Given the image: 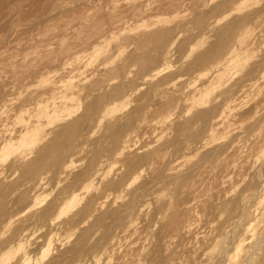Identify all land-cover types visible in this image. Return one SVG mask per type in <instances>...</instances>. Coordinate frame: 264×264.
<instances>
[{
    "label": "rangeland",
    "instance_id": "1",
    "mask_svg": "<svg viewBox=\"0 0 264 264\" xmlns=\"http://www.w3.org/2000/svg\"><path fill=\"white\" fill-rule=\"evenodd\" d=\"M36 7L40 10L44 7L47 11L44 12L42 8L41 14ZM25 10H29L28 14L31 13L32 16H27ZM4 22L6 25L11 22L13 26L8 25V28ZM227 25L236 26L232 27L233 32L226 42L221 44L219 38L217 39V33L218 30L228 27ZM0 26L2 27H0V107L6 105V108L0 112V138L28 120L36 119L42 110L54 102V95L48 94L46 84L50 76L57 71H59L58 80L64 77L59 84L60 87L69 79H75L74 83L77 86L75 96L68 102V108L44 123L42 133L34 145L25 138H15L5 143L6 152L0 151V173L5 170L4 176L0 175V182L7 190L6 216L9 214L0 221L1 255L8 252L12 246V249H16L19 245L18 241L27 245L30 244L29 239L40 241L41 244L52 239V241H62L64 245L62 243V246L56 248L59 256L56 255L50 264L53 262L77 264V261L79 264H93V260L100 258L104 249L111 250L113 245L118 242L122 245L126 239V243L124 241L122 245V247L125 245L123 249L114 247L113 249L116 250L107 257L109 260L103 258V264H106V260H108L107 264L112 262L173 264L177 261L176 264L179 262V264L191 262L199 264L196 258L197 252L203 249V246L204 249L206 247L211 249L210 251L216 249L220 240L218 237L232 226V221H228L230 214L234 221L241 222V213L244 216L245 208H251L250 214L247 215L246 227H239L233 248L245 239L248 226L252 225V228L257 229L256 222L263 223L264 226V208L258 209V205L264 204V200L251 205L247 197H244V203L239 202L241 192L246 188L255 187V175H257L255 170L264 162V2L260 0H0ZM6 29L11 30V34L7 33ZM205 31L212 32L214 39L206 50L201 51L202 42L197 40V37ZM95 39L96 42L92 43ZM190 46L193 54L188 56ZM92 55L97 58H94L90 65L82 63L81 73L74 71L73 68L67 70L68 59L80 56L83 60L85 56L84 60L87 61L86 58ZM60 63L63 65L61 66ZM56 65L59 69H55ZM169 65H172L174 70L169 69ZM60 66L63 71L66 70V74L62 73ZM52 70L56 72L53 71L52 74ZM80 74L84 76H78ZM146 74H151L155 78L151 81L142 79ZM86 77L88 81H82ZM113 79L116 81L115 84L111 83ZM170 84L173 86L171 90L168 88ZM138 88L142 90L135 97V107L127 114L121 115L123 97ZM157 98H162L163 102ZM105 104L110 105L111 111L97 121V114ZM173 107L177 112L191 108L193 112L191 119L175 123L171 132L163 123L160 125L153 123L156 119L163 120V113ZM193 122L195 127L192 125ZM92 125L102 133L95 139L88 135ZM74 128L79 130H76L74 140L70 141L71 147L62 152V160L60 159L56 164L47 162L41 167L37 176L30 177L23 174V168L35 159L34 157H38L53 140L59 137L62 146L69 143L63 131ZM165 132H169V135L157 144V138ZM179 142L185 143L187 148L179 145ZM181 146L183 148H179ZM169 149L172 151L169 152ZM214 150H217L216 154H213ZM196 151L200 154L193 163L187 157ZM21 152L29 153L23 166L14 163ZM81 159L87 160V164L69 180L67 176L70 173H63L61 165L65 162L77 164ZM113 163L117 167L110 169ZM145 165H151L146 182L130 190L126 189L134 173ZM84 172L98 174L96 186L100 191L88 194L83 190V184H75L77 176ZM40 177H47L46 185L35 195L34 188ZM248 182L250 185L247 184ZM198 187L201 190L197 189ZM188 188L189 190L193 188L194 192L189 191ZM71 191L81 194L82 197L79 198H84V202L94 197L97 203L100 199V202H105L108 194H112L115 199L122 197L125 202L130 200L134 202L137 198L141 201H135L136 212L132 211L125 219L126 222L122 223L123 226L121 224L115 227L109 237L102 239L96 234L89 240L87 250L80 258L68 255L63 258L64 252L76 243L78 234L89 228L93 220L87 219V223L79 224L83 225L81 228L79 225L74 226L73 229H79V233L76 231L73 243L70 247H66V237L73 229L65 223L74 216L75 209L55 220L58 226L55 231H51L44 222L38 220L37 215L50 208L49 218L56 217L60 207L67 201L70 193H73ZM189 192L192 193L193 198ZM186 193L189 194L190 199L187 198ZM126 196L129 198L127 199ZM147 196L148 198L151 196L149 199L153 197L158 200L153 203L150 200L149 203ZM186 198L187 201L184 200ZM115 202L117 201H109L113 205ZM33 203L39 206L38 210L24 215L29 205ZM122 203L118 204V208ZM145 203L151 205V209L145 208ZM143 207L147 210L146 220L142 219L144 216L140 217ZM221 212L223 216L220 215ZM136 216H139L138 220ZM190 224H195V228L192 229L194 234L190 233L191 237L188 236L189 233L187 234L189 229L187 227H190ZM132 225H135L136 230L134 229L135 233L130 230V234L126 231ZM152 226L153 228H150ZM37 227L45 229L38 236L28 231ZM142 227L146 229L142 230ZM158 227L160 229H157ZM155 228L158 231L154 230ZM141 231L144 232V236L149 232L145 236L148 240H142ZM184 232L185 235L182 234ZM119 234H123L120 235L121 239L118 238ZM179 234L180 236L182 234V239ZM207 236L208 238L203 241ZM259 236L260 232L257 231L252 234V239H258ZM15 238L18 244L13 242ZM7 241L11 243H8L9 248L5 246ZM132 241V247L134 246L135 249L130 247ZM142 244L145 249L141 248ZM190 245L193 250L196 249L195 251L190 249L191 254L190 250H185L191 248ZM46 246H33L34 260L39 257L43 264H49L44 250ZM51 248L56 250L53 246ZM131 249L134 251L132 252ZM129 251L134 253L133 256ZM57 258L61 261H56ZM37 259L33 260L32 264H40L38 262L40 260Z\"/></svg>",
    "mask_w": 264,
    "mask_h": 264
},
{
    "label": "bare ground",
    "instance_id": "2",
    "mask_svg": "<svg viewBox=\"0 0 264 264\" xmlns=\"http://www.w3.org/2000/svg\"><path fill=\"white\" fill-rule=\"evenodd\" d=\"M49 7H52V6H49ZM37 8V7H36ZM36 8H35V10H36ZM42 8L44 9V12H46L47 10V8H48V6L46 7V9L44 8V7H41V10L40 9H38V10H40L39 11V13H41L42 14V12H43V10H42ZM54 8H56V7H54ZM50 10H51V8H49ZM17 10H19V9H17ZM23 10V9H22ZM34 10V11H35ZM46 10V11H45ZM13 11L14 12H16L14 9H13ZM21 11V10H20ZM19 11V15H20V12ZM26 11V10H25ZM52 11V10H51ZM23 12V11H22ZM27 12V16H30L31 15V13H30V15L28 14V12H29V10L28 11H26ZM37 12V11H36ZM17 13V12H16ZM25 14V13H24ZM23 14V15H24ZM48 14H49V11H48ZM47 14V15H48ZM32 16V15H31ZM26 17V16H25ZM50 18H51V16H50ZM18 19H20V18H18ZM240 20V19H239ZM16 21V20H15ZM19 23H20V21L19 20H17ZM238 21V20H237ZM14 22V21H13ZM11 23V22H10ZM5 24V22H4V24L8 27V25H9V27H11V25L12 24ZM242 23H243V21H242ZM4 24H2V26L4 25ZM13 24H15V23H13ZM16 25H19L20 26V24H16ZM85 25V24H84ZM13 26V25H12ZM18 26V27H19ZM228 26V25H227ZM234 26H236V25H230V26H228V27H225V28H223V29H221V30H218V37H217V39L219 38V40L221 41V44L222 43H224V42H226V40L229 38V36L231 35V33L233 32V29H232V27H234ZM1 27V26H0ZM8 27V28H9ZM2 28V27H1ZM15 28V27H14ZM13 28V29H14ZM4 29V28H3ZM11 29V28H10ZM2 30V29H1ZM5 30V29H4ZM4 30H3V32H4ZM6 31H7V33L9 32L10 33V31L9 30H7L6 29ZM5 31V32H6ZM15 31V30H14ZM2 32V33H3ZM161 33V32H160ZM160 33H159V35H160ZM4 34V33H3ZM11 34V33H10ZM158 34V33H157ZM7 36V35H6ZM164 36V35H163ZM162 36V37H163ZM159 39V38H158ZM153 40V39H152ZM94 42H96V39H95V41H93L92 43H94ZM80 43H82V41L80 42ZM158 43V42H157ZM157 43H156V45H157ZM91 45V44H90ZM94 45V44H93ZM71 47V46H70ZM216 47V46H215ZM217 47H218V45H217ZM215 49V48H214ZM210 52V51H209ZM208 52V53H209ZM214 52V51H213ZM93 53V52H92ZM91 53V54H92ZM75 55V54H74ZM94 55H96V54H94ZM94 55H92V57H87L86 59H87V61L86 60H84V57L85 56H83V60H82V58H80V56H78V57H74V58H72V59H68V63H67V61H66V66H67V70L69 69H71V68H73L74 69V71H78L79 73H81L80 72V67L82 66V63H87V65L89 64H91L92 62H93V59L94 58H97L96 56H94ZM72 56V55H71ZM70 57V56H69ZM209 57V56H208ZM146 58H148V57H146ZM51 59H53L54 61H55V59L54 58H51ZM63 59V58H62ZM48 60V59H47ZM57 60V59H56ZM59 60V59H58ZM148 60V59H147ZM49 61V60H48ZM60 61V60H59ZM52 62V61H51ZM56 63H57V61H55ZM62 62V61H61ZM60 65H61V63H60ZM63 65V64H62ZM61 65V66H62ZM59 66V65H58ZM61 66H60V70H62L61 69ZM64 67H65V65H64ZM59 69L58 67H57V65L55 66V69ZM39 70V69H38ZM37 70V71H38ZM51 71V70H50ZM53 71L54 70H52V74H53ZM66 71V70H65ZM65 71H63L62 70V73L64 72L65 74H66V72ZM253 71V70H252ZM54 72H56V71H54ZM59 71H57V73H58ZM34 74V72H31V74ZM40 73H42V72H40ZM40 73L38 74V75H40ZM57 73H55V74H53L52 76H50V78H49V80H47L46 82H47V84H46V82H45V84H46V91L48 92V94L49 95H51L52 93H53V95H54V102L51 104V105H49L45 110H42V112L36 117V119H34V120H28L26 123H24V124H22L19 128H16V129H12V130H10V131H8L7 133H6V135L5 136H1V138H0V151L1 152H6V150H7V146L5 145V143L7 144L8 142H11V141H13L15 138H22V139H26V140H29V143L31 144V145H34L37 141H38V138H39V136H40V133H42V126H44V123L45 122H49L51 119H53L54 117H56L57 115H58V113L60 112V111H62V110H65L66 108H68V102L75 96V89L77 88V86L75 85V83H74V80L75 79H69V80H67V81H65L63 84H62V86L60 87L59 86V84L61 83V81H62V79H64V77H63V75H62V77L63 78H61V79H59L58 80V77H57ZM63 73V74H64ZM31 74H29V75H31ZM60 75H61V73H59ZM251 74V73H250ZM35 75V74H34ZM44 76V75H43ZM78 76H80V77H83L84 76V74H80V75H78ZM29 77V76H28ZM35 77V76H34ZM49 77V76H48ZM61 77V76H60ZM27 78V77H26ZM47 78V77H46ZM46 78H45V80H46ZM48 79V78H47ZM82 81H88V79H87V77L85 78V79H83ZM201 89V88H200ZM119 90V89H118ZM118 90L116 91V92H118ZM120 90H121V88H120ZM202 91V90H201ZM201 91H199V92H201ZM46 92V93H47ZM49 92H51V93H49ZM43 94H45V93H43ZM46 95V94H45ZM53 95H52V97H53ZM102 98V97H101ZM104 98V97H103ZM106 99V98H105ZM95 102V101H94ZM95 105V104H94ZM93 105V106H94ZM4 108H6V105H2L1 107H0V112L4 109ZM94 108V107H93ZM92 108V109H93ZM91 109V108H90ZM91 109V110H92ZM205 113V112H204ZM203 113V115H205ZM201 117V116H200ZM199 120H200V118H199ZM199 120H198V122H199ZM130 122H132V121H130ZM127 124V123H126ZM186 124V123H185ZM192 125H194V122L192 123ZM81 126V125H80ZM182 126V125H181ZM181 126H180V128H181ZM189 126V125H188ZM195 126V125H194ZM197 126H199V125H197ZM187 127V126H186ZM204 127V126H203ZM203 127H202V129H203ZM177 128V127H176ZM184 129H185V127H183ZM188 128V127H187ZM117 129V128H116ZM200 129V128H199ZM76 130H79V129H65L64 131H63V135H65V139L69 142V143H67L65 146H62V143H60V141H59V137H58V139H55V140H53L50 144H48V146L46 147V148H44V150L42 151V152H40V154L38 155V157H34L35 159H33L30 163H28L24 168H23V174L24 175H27V176H30V177H32V176H37L38 174H39V171H40V169H41V167L44 165V164H46L47 162L48 163H51V164H56V163H58L59 161H60V159H61V156H62V152L64 151V149H69L70 147H71V143H70V141H72V139L75 137V135H76ZM79 132V131H78ZM117 132L118 133H120L119 132V130H117ZM127 132V131H126ZM200 132V131H199ZM116 133V132H115ZM118 133H117V135H118ZM59 134V136H60V133H58ZM121 134H123V133H121ZM192 134V133H191ZM190 134V135H191ZM196 132H195V138H196ZM78 135V134H77ZM114 135V134H113ZM189 135V136H190ZM199 135V134H198ZM197 135V136H198ZM200 135H201V133H200ZM199 135V136H200ZM179 136V135H178ZM61 138V137H60ZM191 138H192V135H191ZM54 139V138H53ZM198 139V138H197ZM74 140V139H73ZM76 140V139H75ZM183 140V139H182ZM178 141H179V139H178ZM177 141V142H178ZM190 141H192V140H190ZM197 141V140H196ZM175 142H176V139H175ZM174 142V143H175ZM187 142H188V140H187ZM173 144V143H172ZM73 145V144H72ZM176 145V144H175ZM174 145V146H175ZM179 145H184L183 147H185V143L184 144H180V142H179ZM189 145V144H188ZM187 145V146H188ZM179 147V148H183V147ZM174 148V147H173ZM185 148H187V147H185ZM191 148H192V146H191ZM191 148H189V149H191ZM175 149V148H174ZM188 149V150H189ZM177 150V149H176ZM182 150V149H181ZM192 150V149H191ZM194 150H196V148L194 149ZM215 151V150H214ZM185 152V151H184ZM216 152H217V150L215 151V153H213V154H216ZM22 153V152H21ZM29 154V153H28ZM28 154H26L25 152L24 153H22V154H19L17 157H16V155H14L16 158H15V161H14V163L16 164V162H17V164H20V165H22L23 166V164H24V162L27 160L26 158H27V156H28ZM63 158V157H62ZM62 160V159H61ZM13 161V160H12ZM19 165V166H20ZM25 165V164H24ZM190 169H192V168H190ZM195 169H197V168H195ZM194 170V169H193ZM198 170V169H197ZM4 171L5 170H3V172L2 173H0V175L2 174L3 175V173H4ZM188 172H189V170H187ZM191 171V170H190ZM187 173V172H186ZM185 173V174H186ZM190 173H192V172H190ZM257 173V172H256ZM184 174V175H185ZM193 174V173H192ZM191 174V175H192ZM161 175H163V174H161ZM196 175V174H195ZM194 175V176H195ZM4 176V175H3ZM157 175H155V177H156ZM164 176V175H163ZM183 176V175H182ZM186 176V175H185ZM190 176V175H189ZM97 177H98V174L96 173V174H92V173H89V172H84V173H82V174H80V175H78L77 176V179L75 180V184L77 185L78 183H80V184H85V182H87V181H89V180H95V181H97L96 179H97ZM162 177V176H161ZM160 177V178H161ZM255 177H256V175H255ZM1 178V177H0ZM153 178V177H152ZM158 178V177H157ZM160 178H159V180H160ZM190 178V177H189ZM188 178V180H191V179H189ZM193 178V177H192ZM253 178V177H252ZM252 178H251V180H252ZM5 179V178H4ZM46 179H47V177H40L39 178V180H38V182H37V184L35 185V191H34V194L36 195V193L39 191V190H42V189H44V187H45V185H46V183H45V181H46ZM165 179H166V177H165ZM155 180V179H154ZM168 180H170V179H168ZM187 180V181H188ZM3 182H4V180H2ZM158 181V180H157ZM156 181V182H157ZM161 181V180H160ZM166 181V180H165ZM195 181V180H194ZM146 182V181H145ZM163 182V181H162ZM170 182V181H169ZM192 182H193V180H192ZM5 183V182H4ZM147 183H149V182H147ZM146 183V184H147ZM189 183H191V181L189 182ZM194 183V182H193ZM79 184V185H80ZM155 184V183H154ZM161 183H159V185H160ZM163 184V183H162ZM188 184V183H187ZM196 184V183H195ZM247 184H249V182L247 183ZM150 185V184H149ZM148 185V186H149ZM152 185L153 184H151V187H152ZM191 185V184H190ZM250 185V184H249ZM254 185V184H253ZM114 186H115V184H114ZM147 186V185H146ZM156 186H158V185H156ZM162 185H160L159 187H161ZM186 186V185H185ZM245 186H247V185H245ZM8 187V186H7ZM73 187V186H72ZM71 187V188H72ZM75 187V186H74ZM77 187H79V186H77ZM158 187V188H159ZM183 187H184V185H183ZM188 187H190L189 185H188ZM195 187V186H194ZM248 187V186H247ZM126 188V187H125ZM139 188V187H138ZM137 188V189H138ZM150 188V187H149ZM148 188V189H149ZM154 188H155V186H154ZM191 188V187H190ZM246 188V187H245ZM146 189H147V187H146ZM186 189V188H185ZM197 189H200L199 187L197 188ZM144 190V189H143ZM150 190V189H149ZM154 190V189H153ZM156 190H157V187H156ZM161 190V189H160ZM188 190H189V188H188ZM191 191H193L194 192V189L192 188V189H190ZM189 190V191H190ZM201 190V189H200ZM6 187L3 185V183H1L0 182V221H1V218L2 217H4V216H6V197H7V193H6ZM17 191V190H16ZM74 191V190H73ZM73 191H71V192H73ZM127 191V190H126ZM144 191H146V190H144ZM148 191V190H147ZM196 192H197V190H195ZM12 192V191H11ZM140 192V191H139ZM141 192H142V190H141ZM141 192H140V194H141ZM146 193V192H145ZM150 192H148V194H149ZM160 192H158V194H159ZM191 192H189V194H190ZM203 193V192H202ZM13 194H15V193H13ZM138 194V193H137ZM189 194L187 195V193H186V195L188 196L187 198L188 199H190L189 198ZM194 194V193H193ZM197 194H199V192H197ZM196 194V195H197ZM12 195V194H11ZM147 195V194H146ZM152 195V194H151ZM191 195H192V193H191ZM200 195L202 196L203 194H201V192H200ZM199 195V196H200ZM8 196H9V194H8ZM106 196V195H105ZM129 196V195H128ZM142 196V195H141ZM143 196H145V195H143ZM149 196V195H148ZM148 196H147V199H149L148 198ZM199 196H198V198H199ZM200 196V197H201ZM13 197H14V195H13ZM12 197V198H13ZM74 197V198H73ZM79 197H82V195L81 194H79V193H75V192H73V193H70V195H69V197H68V199H67V201L62 205L64 208H65V211L66 212H72L74 209H75V213H74V216L72 217V218H70V220L68 221V222H66L65 224L66 225H69L70 226V229L72 228L73 229V227L74 226H77V225H79V224H82V223H87L88 222V220L87 219H92L93 220V222H92V224H91V226L89 227V228H87V229H85V228H83V229H85L80 235L78 234V239H77V241H76V243L74 244V245H72V247H70V248H68L67 250H66V252H64L65 254H63V258H65L66 257V255H68V256H72V257H76V258H80L85 252H86V250H87V243H89L90 241V239L94 236V235H99L100 236V238H106V237H109V235L114 231L113 229L115 228V227H118L119 225H121L122 223H125L126 221H125V219L130 215V213L132 212V211H135V209H134V207H137V206H135V204H136V202H137V200H139L138 198H137V200H134V202H132L131 200L130 201H128V202H123L122 203V205L118 208V206H117V208L115 209L114 207H113V204L112 203H109V201H105L104 203H105V205H106V209L105 210H101L100 209V207H99V204L101 203L100 202V200H98L99 202L97 203L96 201H97V199L96 200H94V198L93 199H88V200H86L80 207H78L77 208V205L78 204H80V201L81 200H83L82 198H79ZM100 197V196H99ZM119 197H121L120 196V194H119ZM127 197V196H126ZM137 197V196H136ZM139 197V196H138ZM157 197H158V195H157ZM122 198V197H121ZM120 198V199H121ZM129 197H127V199H128ZM143 199H144V197H142ZM142 198H140V199H142ZM184 199V200H188V199ZM192 198H193V195H192ZM197 198V197H196ZM99 199V198H98ZM127 199H125V200H127ZM133 199H135V198H133ZM13 200V199H12ZM113 200H116L117 201V199H113ZM122 200H123V198H122ZM152 201V203H153V201H157L158 199L157 198H154L153 199V197H152V199H149V203ZM191 200H193V199H191ZM102 201H104V200H102ZM124 201V200H123ZM139 201H141V200H139ZM148 201V200H147ZM185 201V202H186ZM196 201H197V199H196ZM196 201H195V203H196ZM10 202V201H9ZM144 202V201H143ZM114 203V202H113ZM147 203V202H146ZM145 203V204H146ZM180 203V202H179ZM191 203V202H190ZM189 203V204H190ZM9 204V203H8ZM115 204H116V202H115ZM121 204V203H120ZM138 204V203H137ZM197 205H198V202L196 203ZM141 205H142V203H141ZM193 205V204H192ZM191 206V205H190ZM141 207V206H140ZM188 207H189V205H188ZM225 207V206H224ZM144 208V207H143ZM264 208V204H260V205H258V209H263ZM148 209V208H147ZM149 209H151L150 207H149ZM52 210V209H51ZM141 210V209H140ZM145 211L147 212V210H145V208L144 209H142L141 210V216H140V214H139V216L142 218L143 216H144V218H142V219H145L146 220V216H145ZM150 211V210H149ZM136 212V211H135ZM10 213V212H9ZM12 213V212H11ZM49 213H50V208H47V209H45L43 212H41L39 215H37V218H38V220H40V221H42V222H44L47 226H48V228H50L51 229V231H55L56 230V227H58L57 225H56V222H55V219H52V222L51 223H49V221H50V218H52V217H50L49 218ZM9 214H7V216H8ZM6 216V217H7ZM52 216V215H51ZM131 216H132V214H131ZM138 216V217H139ZM154 216V215H153ZM243 216V213H241V216H240V219H241V217ZM5 217V218H6ZM11 217V216H10ZM137 217V216H136ZM138 217H137V220H138ZM4 218V219H5ZM132 219H134V218H132ZM229 220L228 221H232L231 223H232V226L231 227H229L226 231H224L223 232V234H222V236L221 237H223L225 234H231V237H232V241H233V244H234V241H235V239H236V236H237V233H238V229H239V227L237 226V225H239L241 222H240V220L237 222V221H234V218H233V216H232V214H230V217L228 218ZM6 220V219H5ZM87 220V221H86ZM139 220H141V219H139ZM158 220V219H157ZM86 221V222H85ZM125 221V222H124ZM139 222V221H138ZM142 222L143 221H141V224H142ZM145 222V221H144ZM158 222V221H157ZM157 222H156V224H157ZM161 221H159V223H160ZM4 223V222H3ZM89 223H90V220H89ZM131 223H132V221H131ZM2 224V223H1ZM136 224V226H137V222L135 223ZM145 224V223H144ZM148 224H149V222H148ZM161 224V223H160ZM45 225V226H46ZM65 225V226H66ZM138 225H140V222H139V224ZM147 225V224H146ZM162 225V224H161ZM160 225V226H161ZM189 225V224H188ZM187 225V226H188ZM191 225V224H190ZM225 225V224H224ZM256 225H257V229H254V228H252V225H250V226H248L247 228H246V237H245V239L243 240V241H241L240 242V244L236 247V248H233V251H232V254L229 256V264H244V256H245V253H244V250H245V248L246 247H250V244H249V242H252V243H255V241H257L258 239L259 240H261V244L260 245H258V247H262V248H264V226H263V223H259V222H256ZM0 226H2V225H0ZM61 226H63V223L61 224ZM60 226V227H61ZM68 226V227H69ZM80 226V225H79ZM78 226V227H79ZM82 227H83V225H81ZM81 226H80V228H81ZM84 226H86L87 227V225H84ZM122 226H123V224H122ZM129 226H131V225H129ZM134 226L135 225H132V227H130V229L128 230V231H126V232H129L130 230H131V232L133 231L134 233H135V228H134ZM141 226H143V225H141ZM148 226V225H147ZM156 227H157V225H155ZM77 227V228H78ZM139 227V226H138ZM1 228V227H0ZM126 228V227H125ZM143 228L144 227H142V230H143ZM150 228H153V226L152 227H150ZM187 228H189V227H187ZM186 228V229H187ZM66 229H67V227H66ZM74 229H76V228H74ZM73 229V230H74ZM135 229V230H134ZM138 229H140V228H138ZM137 229V230H138ZM144 229H146V228H144ZM157 229H160L159 227L157 228ZM156 228L154 229V230H157ZM168 229V228H167ZM212 229H214V228H212ZM211 229V230H212ZM79 230V229H78ZM78 230L76 229V231L78 232ZM153 230V231H154ZM117 231V230H116ZM158 231V230H157ZM215 231V230H214ZM257 231H259L260 232V236H259V238L258 239H255V240H253L252 239V234L253 233H256ZM122 232H124V231H122ZM131 232H129L130 234H131ZM142 232V231H141ZM161 232V231H160ZM79 233V232H78ZM99 233V234H98ZM119 233V232H118ZM134 233H132V234H134ZM143 233V235L141 236V238H142V240L143 239H147L148 240V238H145V236L149 233H147V234H145V236H144V232H142ZM185 233L186 232H184V233H182L183 235H185ZM189 233V237H191L190 236V233H192V230L191 231H189L188 230V232H187V234ZM211 233V232H210ZM136 234H137V232H136ZM169 234V233H168ZM171 234V233H170ZM182 234H181V236H180V234H179V236L181 237V239H182ZM192 234H194V232L192 233ZM1 235V234H0ZM118 235V234H117ZM120 235L121 234H119V239H121L120 238ZM123 235V234H122ZM121 235V236H122ZM125 235V234H124ZM162 235V234H161ZM14 236H16V234L14 235ZM76 236V235H75ZM134 236H135V234H134ZM140 236V235H139ZM13 237V236H12ZM156 237H157V235H156ZM178 237V236H177ZM186 237V236H185ZM215 237H216V235H215ZM218 237V236H217ZM130 237H128V239H129ZM162 239H163V235H162V237H161ZM187 238V237H186ZM208 238V236L207 237H205L204 239H203V241L204 240H206ZM18 239H19V236H18ZM117 239V238H116ZM118 239V240H119ZM132 239V238H131ZM140 239V238H139ZM150 239V238H149ZM157 239V238H156ZM217 239V238H216ZM13 240V239H12ZM16 238L14 239V241L13 242H15L16 243ZM20 240V239H19ZM32 240V239H31ZM30 239H29V242H30V244L28 243L27 245L26 244H22L21 242L22 241H18V243H19V245H18V247L15 249V248H13V249H15V250H13L12 249V247H11V249L9 248L10 246L8 245V243L9 244H11L10 242H11V240H9L10 242H8L7 241V243H5V246L7 247V246H9V247H7V248H9V250H8V252H6L5 254L3 253L1 256H0V264H20V262H21V259L23 258V257H27L29 254H32V248H33V246H36V247H40V246H42V247H44V246H46L47 244V246L46 247H48V246H53L55 249L56 248H58L59 246H62L61 244L63 243L62 241H59V240H53L52 241V239H50L47 243H44V244H41L40 243V241H31ZM126 240V239H125ZM124 240V241H125ZM160 240L161 239H159V242H160ZM209 240V239H208ZM102 241H104L105 242V240H102ZM123 241V240H122ZM123 241V242H124ZM133 241H134V239H133ZM133 241H132V244H131V246L130 247H132V245H133ZM145 242H146V240H144ZM152 241H154V240H152ZM166 241V240H165ZM167 241H169V240H167ZM182 241V240H181ZM55 242V243H54ZM114 242V241H113ZM123 242H122V245H123ZM142 242V241H141ZM151 242V241H150ZM156 242H158V240H156ZM217 242V240L215 241V243ZM14 243V244H15ZM18 243H16V244H18ZM97 243H100V242H97ZM124 243H126V241L124 242ZM139 243H140V240H139ZM147 243V242H146ZM145 243V244H146ZM161 243V242H160ZM192 243V242H191ZM202 243V242H201ZM201 243H199V244H201ZM96 244V243H95ZM104 244V243H103ZM129 244V243H128ZM134 244H136V243H134ZM144 244V243H143ZM142 244V245H143ZM162 244V243H161ZM167 244H168V242H167ZM167 244H165L166 246H167ZM172 244V243H171ZM179 244H181V243H179ZM190 244V243H189ZM3 245V244H2ZM63 245H64V243H63ZM98 245V244H97ZM96 245V246H97ZM122 245H121V242H118V244H115V245H113V248L114 247H122ZM130 245V244H129ZM138 246H139V244H137ZM136 245V246H137ZM182 245H183V243H182ZM193 245V244H192ZM4 246V247H5ZM15 247H16V245H14ZM125 246V245H124ZM123 246V247H124ZM128 246V245H127ZM145 246H147V244L145 245ZM144 245L143 246H141V248L143 247H145ZM151 246V245H150ZM149 246V247H150ZM154 246V245H153ZM156 246H157V244H156ZM159 246H161V245H158V247ZM168 246H169V244H168ZM185 246V245H184ZM191 246V245H190ZM202 246H203V244H202ZM214 246V245H213ZM67 247V246H66ZM93 247H94V244H93ZM123 247H122V249H123ZM129 247V248H130ZM152 247V246H151ZM155 247V246H154ZM162 247H164V245L162 246ZM178 247V246H177ZM183 247V246H182ZM91 248V247H90ZM112 247H111V250L110 249H104L103 251H104V253H102V255L100 256V258H95L94 260H93V264H101V262H102V260H103V258H107V257H109V256H111L112 255V253L116 250V248L115 249H113ZM133 249H135L134 248V246L132 247ZM138 248V247H137ZM136 248V249H137ZM147 248V247H146ZM161 248V247H160ZM159 248V249H160ZM170 248V247H169ZM207 248V247H206ZM204 249V246H203V249H201V250H199L198 252H197V260H198V262H199V264H205V259L207 258V260L208 261H210L211 262V264H224V256L227 254V246L225 247V249L223 250V251H221L220 249H221V240H219L218 241V244H217V248L215 249L214 248V250L212 249V251H210L209 249ZM3 249V248H2ZM121 249V248H120ZM121 249V250H122ZM133 249H131V251L133 250ZM145 249V248H144ZM162 249H164V248H162ZM161 249V250H162ZM172 249H173V247H172ZM172 249H170V250H172ZM190 249H192V246H191V248H188V249H186L185 248V250L186 251H188V250H190ZM194 249V248H193ZM192 249V250H193ZM5 250H7V249H5ZM57 250V249H56ZM61 250V249H60ZM64 250H65V248H64ZM125 250H126V248H125ZM138 250H140V249H138ZM147 250H148V248H147ZM152 250V249H151ZM174 250V249H173ZM196 250V249H195ZM195 250H193V251H195ZM58 251V250H57ZM62 251H63V249H62ZM62 251H61V254H62ZM118 251V250H117ZM116 251V252H117ZM131 251H129V252H131ZM134 251V250H133ZM132 251V252H133ZM146 251V250H145ZM153 251V250H152ZM157 251V250H156ZM168 251H169V249H168ZM175 251H177L176 249H175ZM252 251H255V249H252ZM126 252V251H125ZM132 252H131V255L133 256V254H132ZM143 252V251H142ZM141 252V254H143ZM147 252V251H146ZM171 252H173V251H171ZM0 253H2V252H0ZM43 253H45V252H43ZM111 253V254H110ZM162 253V252H161ZM161 253H159V254H161ZM177 253V252H176ZM183 253H186L185 251H183ZM193 253V252H192ZM117 254V253H116ZM115 254V255H116ZM153 254V253H152ZM171 254V256H172V253H170ZM190 254H191V250H190ZM114 255V256H115ZM122 255V254H121ZM120 255V256H121ZM137 255V254H136ZM144 255V254H143ZM142 255V256H143ZM151 255V254H150ZM168 256H169V254H167ZM185 255V254H184ZM184 255H181V256H184ZM59 256V255H58ZM65 256V257H64ZM67 256V257H68ZM118 256V255H117ZM167 256V257H168ZM176 256V255H175ZM179 256V255H178ZM34 257V256H33ZM35 257H36V255H35ZM40 257H42V255L40 256ZM87 257H88V255H87ZM96 257V256H95ZM116 257V256H115ZM124 257V256H123ZM134 257H136V256H134ZM144 257V256H143ZM163 256L161 255V258H162ZM166 257V258H167ZM75 258V259H76ZM113 258V257H112ZM118 258H120V257H118ZM139 258H141V256L139 255ZM175 258V257H174ZM179 258V257H178ZM36 259H37V257H36ZM35 259V260H36ZM38 259L40 260L41 258H39L38 257ZM37 259V260H38ZM75 259H74V261H75ZM88 259V258H87ZM92 259H93V257H92ZM108 260H109V258H107ZM149 259V258H148ZM164 259V258H163ZM163 259H161V260H163ZM168 259H169V257H168ZM181 259V258H180ZM180 259H179V261H180ZM34 260V261H35ZM59 261L60 259L59 258H57L56 259V261ZM68 260H69V258H68ZM86 260V259H85ZM85 260H83V262L85 261ZM108 260H106V261H108ZM136 260V259H135ZM140 260V259H139ZM150 260V259H149ZM158 260H160V258H158ZM41 261V260H40ZM38 261L40 264H43V262L41 261ZM55 261V262H56ZM61 261V260H60ZM73 261V262H74ZM91 261V260H90ZM89 261V262H90ZM105 261V263L107 264L108 262H106ZM113 261V260H112ZM127 260H125V262H126ZM171 261H172V258H171ZM174 261V260H173ZM193 261V260H192ZM37 262V263H38ZM86 262V261H85ZM118 262V261H117ZM124 262V261H123ZM136 262H137V260H136ZM138 262H141V261H138ZM154 262V261H153ZM152 262V263H153ZM156 262H158V261H156ZM178 262V261H177ZM176 262V263H177ZM36 263V262H35ZM54 263V262H53ZM53 263H51V264H53ZM160 263V262H159ZM162 264H163V262H161ZM171 263V262H170ZM176 263H173V264H176ZM180 263V262H179ZM178 263V264H179ZM192 263V262H191ZM190 263V264H191ZM194 263V262H193ZM192 263V264H193ZM55 264V263H54ZM102 264H103V262H102ZM109 264H111V263H109ZM112 264H115L114 262H112ZM122 264V263H121ZM127 264V263H126ZM128 264H131V263H128ZM138 264H141V263H138Z\"/></svg>",
    "mask_w": 264,
    "mask_h": 264
},
{
    "label": "clouds",
    "instance_id": "3",
    "mask_svg": "<svg viewBox=\"0 0 264 264\" xmlns=\"http://www.w3.org/2000/svg\"><path fill=\"white\" fill-rule=\"evenodd\" d=\"M260 2H264V0H260ZM214 39V34L210 31H205L201 33L198 37L197 40L201 41V47L200 50L204 51L206 50L212 43ZM193 54V50L190 46L187 55L191 56ZM169 69H173L172 65L168 66ZM174 70V69H173ZM155 77L151 74H146L142 79L151 81ZM115 79L111 81V83L115 84ZM172 85H168V88L171 90ZM142 89L138 88L130 93H128L126 96L123 97V105L121 107V115H125L128 112H130L134 107H135V97L137 96L138 92L141 91ZM161 99V102H163L162 98H157ZM149 110V109H146ZM83 111V109H81ZM111 108L109 104H105L103 107L100 108L99 113L97 114V121L103 117L107 112H110ZM193 115V112L191 108H186L181 112H177L175 110V107H173L171 110H167L163 113V120L156 119L153 121L154 124L160 125L163 123L164 125L169 127V131H172L173 126L177 122H182L186 119H191ZM91 123V122H90ZM107 123V121H105ZM195 127V126H194ZM102 133L98 131L95 127V125H92L88 135L89 137L95 139L97 136L101 135ZM174 134V133H173ZM169 135V132H165L164 135L159 136L157 138L156 143L159 144L161 140L165 139L166 136ZM251 139V138H249ZM155 146V145H154ZM260 149H258L259 151ZM172 150L169 149V152ZM199 151H196L194 153H190L188 155V159L192 161L193 163L198 159L199 157ZM87 164V160L81 159L77 164H73L70 162H65L64 164L61 165L62 172L65 174L70 173L67 178L71 180V177L78 173L85 165ZM117 165L115 163L110 165V169H115ZM235 167V165H233ZM151 168V165H145L141 167L136 173H134L132 180L129 182V184L126 185V189L130 190L134 186H138L140 183H143L145 179L148 178L149 176V170ZM257 172V175L255 177L256 179V184L255 187L252 189H245L243 192L240 193V203H244V197H247V200L249 204L255 205L256 203L264 200V162L261 163L260 166L255 170ZM47 175V174H45ZM59 175V173H58ZM111 178V175L110 177ZM82 188L85 192L88 194H92L93 192H98L100 191V188L96 186V181L95 180H89L85 182V184L82 185ZM74 198V197H73ZM114 197L112 194H108L105 197V201H111L113 200ZM125 202L122 199H117L116 204L113 205V207H117L119 203ZM84 203L83 200L80 201V204L77 205V208L80 207ZM38 205L33 203L30 204L29 207L27 208V211L24 213V215H27L28 213H32L38 210ZM99 207L101 210L106 209V205L104 202H101L99 204ZM145 208L151 207L149 204L144 205ZM251 208L246 207L245 208V215L241 217V223L237 225L238 227H246L247 223V215L250 214ZM67 215V212L65 211V208L62 206L59 209V213L56 217L50 218L49 223L52 222V219L59 220L61 217H64ZM221 216H223V212L220 213ZM193 228H195V224L191 225L189 227V231H191ZM45 229L43 227H37L35 229H29L28 231L32 232L34 236H38L41 232H43ZM76 235V230H72L71 232L68 233L66 237V246L70 247L71 244L73 243ZM218 239L221 240V251L225 249L227 246V254L224 256V264H229V256L232 254L233 251V241L231 234H225L223 237H218ZM250 247H246L244 250L245 256H244V264H264V248L258 247V245L261 244V240L255 241V243L249 242ZM252 249H255V251H252ZM45 252L47 253V260L50 264L51 260L58 255V251L54 250L51 248V246L46 247ZM62 250V249H61ZM34 260V257L32 254H29L27 257H23L21 259L20 264H32ZM77 264H79V261H77ZM205 264H211L210 261L205 259Z\"/></svg>",
    "mask_w": 264,
    "mask_h": 264
}]
</instances>
